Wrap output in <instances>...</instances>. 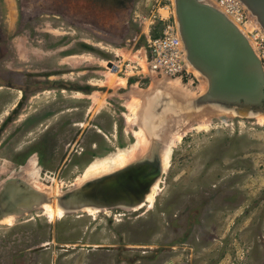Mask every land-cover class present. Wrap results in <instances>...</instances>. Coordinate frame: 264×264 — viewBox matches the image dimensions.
<instances>
[{
  "label": "rangeland",
  "instance_id": "obj_1",
  "mask_svg": "<svg viewBox=\"0 0 264 264\" xmlns=\"http://www.w3.org/2000/svg\"><path fill=\"white\" fill-rule=\"evenodd\" d=\"M171 2L132 0L128 9L104 8L101 17L82 0H63L67 16L43 8L25 24L24 1L2 0L21 56L11 66L13 53L3 69L22 77L0 81V190L8 178L27 174L35 157L43 191L54 196V188L81 184L91 161L135 143L142 112L131 114L129 104L177 78L146 76L140 66L117 72L110 62L140 59L158 8ZM242 7L257 50L264 30ZM178 80L194 89L196 101L209 88L194 71ZM158 99L147 103L154 117L159 107L155 123L167 122L176 144L157 177L152 206L52 220L42 209L17 216L13 224L0 223V264H264V122L256 117L264 112L243 115L198 103L194 111L174 95ZM168 103L187 109L179 116ZM127 114L134 116L130 122ZM157 149L164 167L163 144Z\"/></svg>",
  "mask_w": 264,
  "mask_h": 264
},
{
  "label": "water",
  "instance_id": "obj_2",
  "mask_svg": "<svg viewBox=\"0 0 264 264\" xmlns=\"http://www.w3.org/2000/svg\"><path fill=\"white\" fill-rule=\"evenodd\" d=\"M82 1L87 8H92L98 13L102 11L103 13L99 15L101 16L105 14L104 8L113 10L115 0ZM241 1L256 16L264 30V0ZM119 2L121 9H128L132 4V0L127 2L119 0ZM175 2L189 61L202 70L209 79L207 92L197 100L199 106L211 104L212 109L226 107L243 115L264 112V66L247 35L225 12L206 0H175ZM126 20L127 18L124 20L125 23ZM118 23L120 24V21ZM158 146L159 144L156 148ZM163 146L165 150L166 144L163 143ZM157 150H154L152 155L145 154L141 158L142 161L133 160L134 162L129 163L127 167L108 174L109 178L115 179L114 181L120 179L124 187H116L120 184L115 182L114 186L105 189L98 183L97 178H89L57 196H50L38 186L28 182L24 177L25 173L10 177L0 190V220L8 214L17 217L37 212L39 209L45 213L43 205L50 199L54 203L56 200H64L65 204L68 203L65 214H79L85 211L89 206L87 204H97L95 206H99L102 210L138 209L142 202L145 204V195L158 175H161L162 163ZM138 169L140 172H137V176L135 173ZM15 185L23 186L25 192L31 195V199L19 202L14 210L3 209L1 204L3 191ZM80 193H86L88 197L80 201L78 199ZM105 196H111L113 201H104ZM100 199L103 201H99Z\"/></svg>",
  "mask_w": 264,
  "mask_h": 264
},
{
  "label": "bare ground",
  "instance_id": "obj_3",
  "mask_svg": "<svg viewBox=\"0 0 264 264\" xmlns=\"http://www.w3.org/2000/svg\"><path fill=\"white\" fill-rule=\"evenodd\" d=\"M206 1L211 2L212 4L217 6V8H219L220 10L225 12L231 20L233 19L235 21L234 22L232 20L239 27V29L245 33V35L248 34V28H249L248 23L247 24H241L240 21H237V19L232 17L231 14H228L227 10H225V8L222 5L219 4L220 5L219 6L218 3H216V1H214V0H211V1L206 0ZM250 39H252V38L249 37V40ZM250 42H252V41L250 40ZM254 42L255 41H253V43H251V44H253V46H255ZM255 48L257 49V47H255ZM189 64H190L189 67L193 69L196 76L203 81L202 82L203 85L204 86L208 85L209 79H207L205 77L206 74L203 73L202 70L198 69L191 61L189 62ZM165 80H164V82H161L162 83L161 85H159V83H158V85L160 87L157 88V90H155L156 88L155 89L152 88L154 90L149 93L148 97H146V98H145V96L142 97V98H144L143 101L140 99L141 97L140 98L137 97L133 103L129 104L131 114H139L140 112H142V119H140V121H139V124H140L139 128L135 129L133 131V134L136 138L135 143L130 145V147L119 148L116 150V152H114L112 154H109L107 156L105 155V157H99V158H96L95 160L91 161L85 167V170L83 171V174H82L83 179H81V181H79V182H82V181L87 180L89 178L90 179L91 178L92 179L97 178L99 180L98 183L105 189L110 187L111 185L114 186L115 182L120 184V185H116V187H118V186L124 187V184H121L120 179L118 181L117 180L114 181L115 179L109 178L108 174H110L112 171H114L116 169L127 167L129 163L131 164V162H134L136 160L142 161L141 158L145 156L142 154H145L146 152H147L146 154H148V155L154 154V150L157 149L156 148L157 145L163 144V143L166 144V148H165L164 152L162 153V155L164 156L163 161L166 162V163H164L166 165L164 167L162 166L161 170H163V168H165V167L166 168L168 167V165L170 163L172 146L175 143L173 141H175V139L173 137H171V135H173L172 132L170 134L169 129L165 127L166 124H168L167 122H163L165 126H163L159 122L155 123V120H157V119L160 121L159 112L161 110L158 107L157 109L159 111L157 110L158 112H156L158 115H156V117H154L155 114L153 115L151 113V107L147 103V101L151 100V99L152 100H159L158 98H160V96H164L165 94H170L171 96L174 95V97H177V99L180 100V102H179V100H177L178 101L177 104H180V107L184 104V102H187L189 110H193L194 108H196L197 101H196L195 97L193 98L194 95H193L192 91L194 89L192 87H190V85H184L183 83H181V81L178 80V78L173 79V80H171V79L170 80L167 79L166 81ZM121 82L125 83L126 79H123ZM202 83H201V85H202ZM204 86H203L202 90H205ZM164 91H166V92H164ZM92 97H96V96L93 95ZM166 99L169 100V97L166 96ZM199 100H200V98H199ZM181 102H183V104ZM100 103H102V102H100ZM139 104L142 105V108L138 110ZM168 106L174 107L175 109L173 108V110H175V111H177V110L180 111V109L181 110L184 109V111H185V108H186V107L185 108H179L176 110V107H175L176 105H173V104L169 105V103H168ZM225 110H227V109H225ZM230 110H232V109H230ZM194 111H195V109H194ZM175 114L182 116L183 112L180 111V112L175 113ZM126 116H127V120H126L127 122H130L132 120V118L134 117L133 115H128V114ZM256 117L258 118V120L260 118L264 122V114L263 115L261 114L259 116L257 115ZM174 121H176V120H174ZM179 138H181L180 134L178 135V139ZM149 141L157 142L156 143L157 145L155 144V148H154V144H152L151 147H149L150 146ZM172 142H173V144H172ZM141 151H144V152L141 153ZM157 152L159 153L158 150H157ZM137 153H138V155H137ZM139 153H141V155H142L141 157H139ZM160 154H161V152H160ZM136 155L139 158H136L135 157ZM34 158H31L28 161L27 166H28V168L29 167L30 168H29V171H27L28 173L26 172L27 174H24V177L26 175V180L28 182H30L31 184H33L35 186H38L42 190H45L42 183H40L38 165L36 164V161ZM134 158H136V159H134ZM143 171H145V170H143ZM137 172H140V170L138 169L135 173L138 176ZM143 177H145V176H143ZM54 189L55 190L52 189L55 192V193L52 192L55 194L54 196L59 195V193L61 192L60 189L59 190L56 188H54ZM159 189H160V186H159V182L157 180L151 185V187L149 188V191L145 195V199H144L145 204L142 202L139 208H142V206H147V205H148V207L152 206V204L154 203L155 197L158 194ZM61 193H63V192H61ZM79 197L80 198H78V199H80V201L81 200L83 201L85 199V197H88V196H86V193L85 194L80 193ZM105 197L106 198H103L104 201H113L111 199L112 198L111 196H105ZM29 199H31V195L27 194L25 192L23 186H20V185L16 186L15 185V186H12L10 188L8 187V188L4 189L3 200H2L1 204H2L3 209H8V210L13 209L14 210L17 207L15 205H18L19 202L26 201ZM99 201H103V200L100 199ZM67 204H65L64 200H62V201L56 200L54 203L50 199L44 203L43 208L45 210L46 215L49 217L48 219L52 220V219H55V217L58 218V217H62V216L66 215L65 214V210H66L65 208H67V206H66ZM87 205H89V206L86 207L85 212H88L89 214H96L97 212L104 211V210L100 209L99 206H95L97 204H87ZM106 210H108V209H106ZM15 219H16V216L14 214H8V215L4 216L3 218H1L0 223L13 224L15 222Z\"/></svg>",
  "mask_w": 264,
  "mask_h": 264
},
{
  "label": "built area",
  "instance_id": "obj_4",
  "mask_svg": "<svg viewBox=\"0 0 264 264\" xmlns=\"http://www.w3.org/2000/svg\"><path fill=\"white\" fill-rule=\"evenodd\" d=\"M218 3L237 21L244 23L241 0H221ZM154 17L157 21L153 32H158V35L149 36L147 46L143 50L144 55L133 62L122 64L110 62V66L117 72L124 69L126 73H133V70L140 66L146 76L152 74L184 80L193 73V70L189 67L188 51L176 16L175 4L171 2V5L159 7L158 15ZM256 52L264 66V42L258 43Z\"/></svg>",
  "mask_w": 264,
  "mask_h": 264
},
{
  "label": "flooded vegetation",
  "instance_id": "obj_5",
  "mask_svg": "<svg viewBox=\"0 0 264 264\" xmlns=\"http://www.w3.org/2000/svg\"><path fill=\"white\" fill-rule=\"evenodd\" d=\"M23 1H24L25 9L21 13V19H22V23H25V24L33 23L34 18L40 15V12H41L40 10L42 9L40 7L46 8L48 12H58L60 14H63L64 16H67L65 7L67 6V9L70 8L68 5H66L65 7L62 6L63 0L58 1V4L60 2L59 4L60 6L54 5L53 2H47L44 0H23ZM56 1L57 0H55V2ZM123 1L127 2L128 0H123ZM2 5H3L2 0H0V81L3 79H7L8 76H11V77L16 76L15 78L18 80L19 77H22V74L17 75V74H14L13 72H8L7 70L3 69V67L6 68V66H8L7 64L9 62V56L11 58L13 53L15 54L16 59L15 60L10 59L11 66L14 65L15 63L17 64L20 63L21 56L16 50L17 44H14L12 39L9 37L13 32L9 31L10 28L8 27V19L6 18L7 15L3 11ZM112 8L121 9V4L119 0H115L113 2ZM68 13L70 14L69 11ZM77 14H78L77 16L87 17V13H84V14L77 13ZM52 15H55V14H52ZM15 31H18V28L15 27Z\"/></svg>",
  "mask_w": 264,
  "mask_h": 264
},
{
  "label": "trees",
  "instance_id": "obj_6",
  "mask_svg": "<svg viewBox=\"0 0 264 264\" xmlns=\"http://www.w3.org/2000/svg\"><path fill=\"white\" fill-rule=\"evenodd\" d=\"M157 33H158V32H154V35H158Z\"/></svg>",
  "mask_w": 264,
  "mask_h": 264
}]
</instances>
